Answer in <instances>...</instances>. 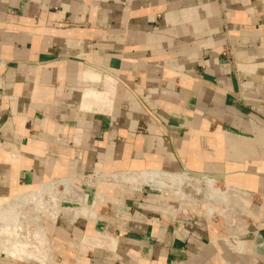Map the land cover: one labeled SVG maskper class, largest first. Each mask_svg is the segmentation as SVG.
<instances>
[{"label": "crops", "instance_id": "1", "mask_svg": "<svg viewBox=\"0 0 264 264\" xmlns=\"http://www.w3.org/2000/svg\"><path fill=\"white\" fill-rule=\"evenodd\" d=\"M57 178L79 210L0 264H264V0H0V215Z\"/></svg>", "mask_w": 264, "mask_h": 264}, {"label": "rangeland", "instance_id": "2", "mask_svg": "<svg viewBox=\"0 0 264 264\" xmlns=\"http://www.w3.org/2000/svg\"><path fill=\"white\" fill-rule=\"evenodd\" d=\"M131 175H133V174H131ZM187 177H189V178L184 179L180 185L168 183V184H165L163 188L166 187L167 189L169 188L171 190L172 189L176 190L178 192V194H180L178 196L183 197L185 199H188L191 197L194 198L195 194H198V196L194 199L196 201H198L200 199H203L207 202H212V203L217 202V200L220 201V197H222L221 192L219 195H216V197L219 196L218 199L215 198L214 195L209 196L206 194V192H205L206 186L203 185L204 180L207 179V178H205L206 176L190 173V174H187ZM85 180L88 181V178L86 177ZM151 186H153V185H151ZM167 186H169V187H167ZM217 186H220V185L218 184ZM157 187L158 186H153L152 188L157 189ZM221 189H222V191L225 190L224 187H222ZM227 193H231V192L228 191ZM183 194H185L186 196L184 197ZM210 194H212L211 191H210ZM23 195H28V193L23 192V194L21 193L15 197L0 200V214H1V208L2 207L6 206L10 202H13L14 199H16L18 197L21 198V196H23ZM190 195H191V197H190ZM24 197H26V196H24ZM27 201H28L27 199L22 200V203H27ZM74 203H76V202L67 204L68 207H71V209H68V210H70L68 212H73L74 209L79 210V208H77V206L74 205ZM213 206H214V209L221 210V206H219L218 204H212V207ZM29 210H30L29 204H24V205L21 204L19 206V209L16 207V205H13L12 211H10L9 213H5V215L3 217L0 215V229L3 227V224L6 227L5 233H2L0 231V237H1L0 238V255L2 257L8 256V254L10 253V252H8V249L12 248V245H14L18 241V240L16 241V239H18V238H19V242H17V243L19 244V247L23 246V248L26 249V251H28L30 253H36V254H39L42 252L41 254L48 255L47 254V248L45 247L46 250L45 249L43 250V248L45 246V243H44L45 242L44 241L45 236L43 235L44 237H42V234H37L35 232V230L37 228L41 227V225H44V222L42 221L43 218L37 217L39 219V220H37L35 218V215L26 214V212H29ZM39 229H41V228H39ZM33 236H35L38 239V241H36L39 243V244H36V245H38V248L33 247V245H34V242L32 241ZM10 240L11 241L13 240L14 243L12 244V242ZM32 242H33V245H31ZM49 248H50V246H49ZM49 248H48V250H49ZM49 253H50V257H54L52 259L59 261L58 256L55 255V252L52 251L51 248L49 250ZM47 259H48V257H46V262H47Z\"/></svg>", "mask_w": 264, "mask_h": 264}, {"label": "built area", "instance_id": "3", "mask_svg": "<svg viewBox=\"0 0 264 264\" xmlns=\"http://www.w3.org/2000/svg\"><path fill=\"white\" fill-rule=\"evenodd\" d=\"M186 173L190 174V172H186ZM86 177L88 178V180L91 179L93 182L92 186H90V183L87 182L88 189L93 188L95 182H97V180L99 179L97 178L99 177V175L96 173L86 175L84 178ZM47 183H48V186L47 185L44 186L42 191L39 192V194L36 197L30 198L29 202L26 203V204H29L30 206V210L29 212H26V214L35 215V218L37 220H39L37 217H42L43 222H45L46 220L50 218H53L56 214H59L61 212H66L68 209H70V207H68L67 204L77 202L78 199L80 198L79 190H77L74 187V185L71 184V180H69L68 178L66 179L57 178L54 180H50L44 183V185ZM203 185L206 186L205 188L206 194L209 196L212 195L210 194V190L208 189L207 184L205 183V180H204ZM177 195H180V194H177ZM183 196L185 197L186 195L183 194ZM197 196L198 194H195L194 198H192L190 195L191 198H188V199L177 196L179 214H183L187 218H192L193 216L191 214V210L189 207V204H191L196 209H202L203 214L206 217H209L210 219H215L216 217L222 215V210L214 209V206L212 207V204L210 205L209 202H205V200L203 199H200L198 201L194 200ZM233 224L234 222L231 221V225ZM32 241L34 242V245H33V242L31 244L33 246H35V244H39L38 242H36L38 241V239L35 236H33Z\"/></svg>", "mask_w": 264, "mask_h": 264}, {"label": "bare ground", "instance_id": "4", "mask_svg": "<svg viewBox=\"0 0 264 264\" xmlns=\"http://www.w3.org/2000/svg\"><path fill=\"white\" fill-rule=\"evenodd\" d=\"M145 177L149 178L150 180H153V181H159L160 177H166L167 175H164L162 173H158V172H148V173H145L144 174ZM169 179V178H168ZM149 180V181H150ZM210 183V182H209ZM8 210L12 211L13 210V206L12 205H9L8 207ZM12 209V210H11ZM6 210V209H5ZM4 210V211H5ZM37 231H38V234H42V229H39L37 228ZM41 236V235H40ZM42 237L43 234H42ZM42 239V238H41ZM18 240V241H17ZM16 241L19 242V238L17 239ZM15 243L14 246H15V249L13 250V254H15L16 252H18L19 250V244L18 243ZM48 242V241H47ZM49 251V250H48Z\"/></svg>", "mask_w": 264, "mask_h": 264}]
</instances>
